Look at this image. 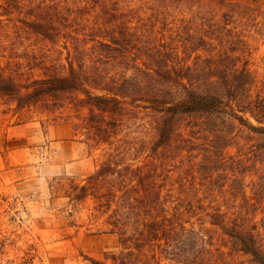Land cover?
<instances>
[{"label":"trees","instance_id":"obj_1","mask_svg":"<svg viewBox=\"0 0 264 264\" xmlns=\"http://www.w3.org/2000/svg\"><path fill=\"white\" fill-rule=\"evenodd\" d=\"M251 29L264 31V0L0 2V123H68L101 152L64 189L117 237L90 264H208L232 249L264 264Z\"/></svg>","mask_w":264,"mask_h":264},{"label":"rangeland","instance_id":"obj_2","mask_svg":"<svg viewBox=\"0 0 264 264\" xmlns=\"http://www.w3.org/2000/svg\"><path fill=\"white\" fill-rule=\"evenodd\" d=\"M244 35L248 53L242 61L261 86L264 31ZM100 161V150L74 136L68 123H0V264H90L86 257L105 259L119 250L115 235L95 230L89 200L71 207L64 197L69 179L91 173ZM207 263L255 264L233 249Z\"/></svg>","mask_w":264,"mask_h":264},{"label":"crops","instance_id":"obj_3","mask_svg":"<svg viewBox=\"0 0 264 264\" xmlns=\"http://www.w3.org/2000/svg\"><path fill=\"white\" fill-rule=\"evenodd\" d=\"M28 122L35 123V122H39V121H37V120H33V121H26V122H23V123H20V124H15V125L19 126V125H22V124H26V123H28ZM39 124H40V126H42L40 122H39ZM4 136H6V137H7V134H5ZM4 140H6V139H4Z\"/></svg>","mask_w":264,"mask_h":264}]
</instances>
